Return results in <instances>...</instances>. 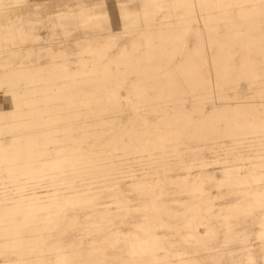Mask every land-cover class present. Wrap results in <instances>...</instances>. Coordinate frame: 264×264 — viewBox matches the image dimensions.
I'll use <instances>...</instances> for the list:
<instances>
[{
	"label": "rangeland",
	"instance_id": "374dc122",
	"mask_svg": "<svg viewBox=\"0 0 264 264\" xmlns=\"http://www.w3.org/2000/svg\"><path fill=\"white\" fill-rule=\"evenodd\" d=\"M187 1L197 2V0H27L22 7H14L12 0H0L2 25L0 42L5 45L4 50L0 52V72L30 61L46 64V67L50 68V55L46 53V48L63 50L65 65L70 71L68 78L65 80L60 78L58 85L49 87L45 94L38 93V101L42 105L41 112L27 110L25 102L21 101L25 110L24 116L32 121L36 130L30 140L26 143H14L18 135L26 132L22 126L10 129L6 126L0 130V146L3 145L7 153L17 154L25 144L33 152L29 170H25L28 157L19 154L21 172H13L12 178H8V166L0 158V183L11 184L9 190H12L20 187V182L24 179L35 177L37 184L39 181L46 183L45 186L38 184L39 198L47 195L55 197L56 193L60 195L56 196L57 199L62 200L71 192L86 191L94 199L92 208L70 209L64 212L65 216L76 215L80 226L74 229L65 228L62 221L34 223L33 228L39 230L42 244L40 240L41 245L38 243V247H27L25 256L28 264H63L58 261L56 253L50 247L61 245L64 246L62 248H66V243L77 237L84 240L73 264H93V258L85 259V256L89 255L91 241L104 247V264H133L137 253L132 252L121 240L111 246L108 234L118 229H132L144 212L142 206L139 210H136V206L152 200L161 203L165 208L159 215L164 224L155 228V233L160 236L164 248L156 251V254L165 256L169 264H249L247 253L251 254L256 262L263 264L260 257L263 254L264 238L258 234L260 221L264 217V198L258 205L242 206L233 215L226 217L214 215L217 213V206L230 201H239L244 205L250 199L247 195L248 190L264 188V165L258 166L264 162V129L259 126L264 120V84L262 87L259 84L264 81L262 50L264 15L254 10L256 19L253 27H250L247 21L237 16L236 9L240 6V0H236L234 7L225 12L217 8L215 15L219 24L217 30L212 31L216 39L210 46L207 48L204 45L201 41L202 33L196 31V28H201L202 25L199 22H192L189 32L184 35V43H177L173 37L166 42L167 48H173L176 53L172 60L163 58L144 60L143 52L146 48L144 34L119 28L132 19L139 18L138 12L148 13L157 24L169 18V14H180L183 11L182 6ZM258 7L263 8L264 4L259 2ZM80 8H92L104 12L106 16L98 26L82 25ZM123 10L129 13L127 17L122 15ZM54 13L61 15L55 18L52 17ZM17 16L20 18L16 20ZM222 17L225 21L226 18H237L241 21L239 29L248 28L243 34L244 41H229L230 56L223 67L226 71L214 76L215 84L224 93L223 98L208 97L200 100L190 92L188 81L192 80V77L179 75L184 92L180 102H177L170 97L167 89H161L157 85L151 86L140 76L138 68L152 64L160 65L162 70H168L175 66L185 52L193 54L195 47L200 48L194 59L201 74L207 78L213 76V65L208 56L215 50L217 41L225 39L223 31L236 27L226 28ZM13 20L21 27V31L9 35L4 28ZM109 31L115 34L114 42L102 50L100 44ZM155 35L152 46L156 51L161 40ZM248 35L257 36L253 42L260 48L250 53L256 59L255 69L258 73L256 79L238 73L239 59L244 52V46H250L251 43ZM132 41L138 42L134 49L130 48ZM84 44H88L91 49H85ZM123 47L131 49L129 60L115 58ZM28 53H31L30 57ZM109 59H114L109 62L112 79L98 74L93 79L81 81L82 67L85 71H89L93 64L100 68ZM205 67H208V73L204 72ZM44 74V80L49 81L46 71ZM130 76L133 80L129 89L127 82ZM114 80L119 84L116 96L104 90L106 86L110 87ZM137 84L143 88L141 96L135 92ZM8 87L13 86L7 83L0 85V97L6 93ZM88 91L93 92L95 96L86 101ZM245 98H249L252 105L250 112L242 117L236 105ZM229 103L233 108L225 109ZM48 117L58 118L60 125L54 127ZM245 118L250 119L256 126L248 128L242 125ZM0 119L5 125L13 119L9 107L2 102ZM70 137L76 139V144L71 148L82 151L78 160L60 164L58 168L55 163L53 164L55 167L44 174L30 176L33 169H38L41 164L51 161L57 153L64 155ZM109 139L110 143L107 144ZM129 151L137 153L133 162L129 164L130 160L128 161L132 170L139 172L138 167L145 157L151 162H162L160 167L167 166L169 175L163 178L148 176L147 180L152 182V188L149 186L144 191L138 190L133 183L145 175H132L124 183L118 180V190L113 191L109 183L112 177L119 174L115 173L112 177L107 175L110 174V166L105 162L107 157L112 155L110 159L112 165H123L124 158L119 152ZM154 155L158 157H152ZM97 157L100 163L95 160ZM223 162L240 165H227L221 168ZM190 165L193 167L185 168ZM224 168H231L235 172L238 170L236 168H239L245 174L251 169L250 172L257 174L258 180H249L243 188L248 189L247 191H234L228 196L220 197L213 203L211 214L203 210L200 223L191 226L186 203L190 201L199 203V197L211 198L216 193V178L221 176ZM52 172L54 175L50 176ZM97 173H101L102 176L95 177ZM197 173L202 174L204 178V190L200 195L185 191V185L190 183ZM77 174L83 175L85 182L90 183L95 190L91 191L85 187L70 191L73 184H78L81 178L67 176ZM207 174L210 177L207 178ZM77 178L79 180L75 182L74 179ZM6 179L7 182H2ZM4 189L8 191L7 187ZM115 199L124 201L112 203ZM17 200L21 198L6 201L0 199V210L6 208V204ZM148 212L149 216L153 215L150 208ZM23 214L24 211L19 212L16 215L17 219L22 220ZM227 229L236 232L239 238L223 243ZM241 238L246 247L243 246ZM175 251L183 254L181 260L174 256ZM15 257L11 250L0 247V262L4 259L15 260Z\"/></svg>",
	"mask_w": 264,
	"mask_h": 264
},
{
	"label": "bare ground",
	"instance_id": "6f19581e",
	"mask_svg": "<svg viewBox=\"0 0 264 264\" xmlns=\"http://www.w3.org/2000/svg\"><path fill=\"white\" fill-rule=\"evenodd\" d=\"M27 0H12L14 7H22ZM262 2L264 4V0H240V6L236 9L237 16L241 17V19L247 21L251 26L255 23L256 16L254 14V10L261 12L264 15V7L259 8L258 4ZM217 3V4H216ZM236 4V0H197L196 3L192 1H187L185 5L182 6L183 11L178 15L169 14V18L160 21L155 24L153 19L149 16L148 13L141 14L138 12L139 18L132 19L125 26H120L119 28L130 29L132 31H138L141 34H144L145 39V51L143 52V59L149 61L153 58H163L164 60H172L175 58L174 49H169L166 46V42L169 38L173 37L177 43H184V35L189 32V28L192 22H199L202 26L201 28H196V31L202 33L201 41L208 48L210 44L213 42L215 35H212V31H216L218 28V17L215 15L216 9L219 8L222 12H225L229 9H232ZM216 6V7H215ZM80 13L82 15V25L93 24L98 26L105 18L106 14L101 11H95L92 8L81 9ZM61 14L54 13L52 17L58 18ZM122 15L127 17L129 13L126 10L122 11ZM20 17L17 16L16 20ZM222 19L225 18L222 17ZM241 25V21L237 18L229 19L226 18L224 22V26L234 27L233 29L224 30L222 35L225 36L223 41H217L215 50H213L212 54L208 56V60L213 65L214 75L210 78L205 77L200 72V68L198 63L195 61L194 56L199 54L200 48H193V54L190 52H185L183 56L174 64L175 66L169 68L168 70H162L160 65L153 66L152 64H146L142 68H138L137 71L141 74L140 76L151 86H159L161 89H167L169 91V95L172 99L177 102H180L182 98V94L184 92L179 75L184 77H192V80H189L190 92L198 97L200 100H204L208 97H213L216 99H221L224 97V93L217 87L215 84V75L222 74L226 71L224 67L225 62L229 59L230 51L228 49L229 41H244L243 34L248 31V28L239 29L238 27ZM2 25H0V28ZM4 29H7L9 35H15L21 31V27L18 24H15V20L10 21ZM154 34L161 40V44L158 50H153V37ZM259 35V34H258ZM251 43L250 46H244V52L241 54L239 59V74L250 77L251 79H256L258 77V73L255 69L256 59L250 54L252 51H257L260 48L255 45L253 42L256 40V35H248L247 36ZM115 34L109 31L104 40L100 44V49H106L112 45L114 42ZM84 48L90 50L91 47L88 44H84ZM130 48L134 49L138 46L137 41H132ZM5 45L0 42V52L4 50ZM130 48H121L119 53L116 55V59L129 60L130 59ZM262 48V47H261ZM264 50V48L262 49ZM94 51V50H93ZM46 53L50 55V68L46 67V64H40L35 62H29L27 64H21L19 67H11L8 69H4L0 72V85L3 83H7L12 85L13 87H8L6 89V94L3 96L1 102L9 107L10 113L13 119L7 122V125L0 119V130L3 127L8 126V128H16V127H24L26 132L18 135L17 139H15L14 143L27 142L35 135V128L33 126L32 121L29 118L24 116V107L21 105V101L25 102L26 109L29 111H42V105L38 101V93L45 94L48 91L49 87H55L58 85L59 79L65 80L68 78L70 74L69 69L65 65V54L63 50H52L50 48H46ZM29 57L31 53L27 54ZM114 59H109L107 62L103 63L101 67L93 64L89 71H85L84 68H81V81H87L89 79H93L98 74L102 75L105 78H113V74L109 68V62ZM21 62V61H20ZM85 65L84 63H82ZM264 70V69H263ZM49 75V81L44 80V72ZM56 71V72H55ZM142 80V79H141ZM70 84V83H68ZM73 86V85H72ZM119 84L114 80L113 84L110 87L104 89L108 94L112 96H116L119 88ZM201 90V91H199ZM143 88L141 85H136L135 92L137 95L141 96ZM95 96V94L91 91L86 92V101L89 98ZM230 104V103H229ZM227 104L225 109L233 108L231 104ZM252 105L251 100L249 98H245L244 100L238 102L236 105V109L238 113L245 117L247 113L250 112V106ZM45 114L47 112L45 111ZM48 120L52 123L54 127H58L60 125V121L56 117H48ZM244 120V119H243ZM242 120V121H243ZM247 126L248 128H253L256 126L254 122L250 119L245 118L242 122V125ZM259 125V124H258ZM262 129H264V120L259 125ZM110 143V139L107 144ZM76 144V139L74 137H70L68 142L67 151H64V155L61 153L51 159L49 162H45L40 165L38 169H33L30 172V176L32 174L41 175L44 174L47 170L54 168L53 164L56 163V168L63 165L66 162H74L79 159L81 150H75L71 148V146ZM65 143H63V146ZM62 146V147H63ZM61 147V148H62ZM0 158L3 159L8 166V178H12L13 172H21L20 164H19V154H25L28 159L25 164V170H29L30 162L33 158L32 149L28 145H24L22 149L17 154H9L6 150H4V146H0ZM157 154H161L163 152H156ZM119 154L124 158L123 165L114 166L111 164L110 159L112 157H107V161L105 162L110 166V175L119 174L117 177H112L109 185L112 187L113 191L118 190V184L121 180L124 183L127 179H129L132 175H145L141 180L133 183L135 187L144 191L147 187L152 188V182H148V176L153 178H163L169 175L167 172V166L164 168L160 167L162 162L156 161L151 162L145 157V159L141 162L140 167H138L139 172L131 169L129 165L130 162H133L136 159V154L133 151L129 152H119ZM152 157H158L154 155ZM86 158V157H83ZM72 160V161H71ZM98 163H100V159L97 157L95 159ZM130 160V161H129ZM129 161V164H128ZM88 162V161H87ZM91 162V161H89ZM50 163L49 165H47ZM264 163V162H263ZM260 163L258 166L264 165ZM74 164V163H73ZM227 165H240L233 164L228 162H223L221 165L225 167ZM185 167L186 169L192 168ZM252 167V165L250 166ZM249 167V168H250ZM248 168V169H249ZM135 169V168H134ZM236 172L231 168H224L221 176L216 178V193L212 195L211 198H198L199 203H194L190 201V203H186V210L189 214V222L191 226L198 225L201 221L202 211L207 214H211L213 210L214 202L218 201L220 197L225 195H230L234 191H244L248 189H243L246 187L249 180H258L257 174L251 173L250 170L245 172H241L239 168H236ZM235 173H234V172ZM249 173V174H248ZM54 175V172L51 173L50 176ZM48 176V177H50ZM101 173H97L95 177H101ZM116 176V175H115ZM67 177H79L81 178L78 184H73V190H79L81 188L87 187V189L93 191L94 187L85 182L83 175H68ZM210 175L207 174V178ZM257 177V179H256ZM35 177L21 181V186L18 188H14L9 190L11 184L0 183V199L2 200H11V199H20L6 204V208L0 210V247H4L6 249L11 250L15 254V260L4 259L0 262V264H28L25 256V251L28 246L33 248L38 247L37 244L42 238L39 234V230H36L34 227V223L54 221L61 222L64 224L65 228L74 229L77 226H80L77 222V218L75 214L71 216H65L64 212L70 209L75 210H87L93 207V196L91 197L86 191H74L67 195H65L62 200H58L56 196H60L59 194L54 193L56 196L51 197L49 195L43 196L41 198L37 197L40 193L37 190L38 184L40 186H45L46 183L44 181H37L34 179ZM74 179V181L79 180ZM116 179V180H114ZM184 179V178H181ZM17 180V179H16ZM5 181L2 182H7ZM75 181V182H76ZM33 182V183H32ZM36 182V183H34ZM31 184V185H30ZM57 184V180H55L54 185ZM204 178L203 175L197 173L192 177L190 183L185 185V191H189L191 194L200 195L204 190L203 187ZM8 188V191L4 189ZM10 187V188H9ZM247 193L249 200L246 201V204L241 205L239 201H230L225 205L217 206V213L214 216L224 215L230 216L238 212L242 206L245 205H258L262 198H264V188L262 190H248ZM29 197V198H24ZM35 197V198H30ZM24 198V199H22ZM124 200L115 199L112 203H121ZM201 204L203 206H201ZM142 206V210L144 211L141 214L138 221L134 224L133 228L130 230H122L118 229L112 232H109L110 242L109 244L112 246L114 243H117L119 240L124 241L127 244L128 248L134 253H137V257L133 259V264H169V261L165 256H157L156 251L164 248L162 246L161 238L158 234L155 233V228L158 226H163L164 221L160 218V213L165 211V208L161 203H157L156 200H152L149 203H140V205L136 206V210H139V207ZM153 211V215L149 216L148 209ZM24 211L23 218L17 219L16 215ZM171 213V212H170ZM87 215V214H84ZM143 215V216H142ZM112 225V224H110ZM84 231V230H83ZM259 237L264 238V217H262L260 221V230ZM239 238V235L236 232H232L229 229L226 230L225 235L223 237V243H229L232 240ZM84 238L77 237L74 240H70L66 243V248H62L64 246L61 245H53L50 248L57 255L58 261L63 264H73L76 255L79 252L80 245L83 243ZM243 246L246 247V244L243 241ZM40 244V243H39ZM40 244V245H41ZM89 255L85 256L87 258H93V264H104V247L102 245H96L93 241L90 242L89 246ZM262 255L260 257L261 262L264 264V240L262 243ZM182 253L175 251L174 256L181 260ZM247 259L249 264H260L254 260L251 254L247 253Z\"/></svg>",
	"mask_w": 264,
	"mask_h": 264
},
{
	"label": "crops",
	"instance_id": "0c3cea01",
	"mask_svg": "<svg viewBox=\"0 0 264 264\" xmlns=\"http://www.w3.org/2000/svg\"><path fill=\"white\" fill-rule=\"evenodd\" d=\"M263 67H264V66H263ZM204 72H205V73H208V72H209L208 67H205V68H204ZM132 80H133V77L130 76V77L128 78V82H127V85L129 86V89H130V87H131ZM244 83H245V82H244ZM259 84H260L261 87H262V85L264 84V81L262 80L261 82H259ZM245 85H246V83H245ZM245 85L243 84V86H245ZM5 94H6V93H5ZM5 94H4V95H5ZM4 95H3V96H4ZM3 96L0 97L1 100L3 99ZM1 100H0V102H1Z\"/></svg>",
	"mask_w": 264,
	"mask_h": 264
}]
</instances>
